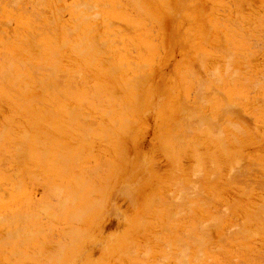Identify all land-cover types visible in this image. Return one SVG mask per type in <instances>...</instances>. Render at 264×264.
I'll list each match as a JSON object with an SVG mask.
<instances>
[{
	"label": "rangeland",
	"instance_id": "1",
	"mask_svg": "<svg viewBox=\"0 0 264 264\" xmlns=\"http://www.w3.org/2000/svg\"><path fill=\"white\" fill-rule=\"evenodd\" d=\"M134 1L105 0L106 7L103 8V4L99 9L97 8L98 10H91L88 13L91 18H97L101 14L97 19L92 18L96 25L93 32L95 41L90 46L83 44L84 50L87 48L92 51V57L86 55V50L82 56L77 57L70 49H67L69 53L61 54L57 58L48 55L51 60L47 63L52 66L55 63L61 64L70 72L74 68L78 69L80 86L78 106L73 102L68 109L62 108L60 104L47 106L42 104L35 105L33 110H14L0 100V109L3 108L0 111V132L2 129L5 130V140L10 143L15 139V150L11 147L9 150L19 156L16 159V167L8 169L5 165L1 170L0 199L4 198L5 202L13 199L14 204L1 210L0 219L3 215H9L13 209L28 210L34 216H39V219H36L38 217L36 216L35 219L23 221L25 222L23 225L30 230L32 228L33 234L29 232L28 237L26 233L21 234L25 236L24 238L23 236L15 239L14 236L7 237L8 232L16 228L15 226L11 228L8 218L4 219L8 222L0 223V264H9V262L10 264H156V261L157 264H237L239 260L244 264H261L263 261L261 257L264 258V254L255 250L264 253V0ZM69 2L71 3V0ZM63 15V22H70L68 12ZM153 20L157 22L154 24ZM109 22L112 25L108 24ZM98 24L100 29L97 28ZM218 24H222L223 27L218 28ZM96 45H100L104 52L99 53L100 48L96 49ZM132 49L136 51L133 53ZM107 50L108 54H106ZM25 51L14 55L23 58L30 53V50ZM202 55L205 58L200 57ZM198 56L202 59L201 64L195 62ZM228 57H233L232 61L228 60ZM132 62L134 66H131ZM202 62L204 66L199 68L203 65ZM195 63H199L198 69L204 68L201 73L205 78L199 73L200 70ZM139 65L142 66V70H138L141 67ZM227 65L232 69V73L226 68ZM193 67L196 69L194 70ZM190 68L194 74L188 73ZM216 68L220 77L215 73ZM236 68L241 72L233 78L232 76L236 75L234 72ZM247 68L249 71L242 73V69L247 70ZM186 70L188 71L185 74ZM143 74L146 77L144 81L135 83L138 79V82L141 81L142 77L138 75ZM209 74L212 80H205L209 78ZM246 77L249 79L247 80ZM219 79L222 80L219 81L222 85L218 83ZM232 79L234 82L231 85ZM129 81L131 84L126 88L125 85L130 83ZM254 81H258L259 84ZM253 83L256 84L255 88L252 86ZM198 89L201 93L197 94ZM195 93L196 97L199 94L200 97L203 95L204 100L201 101L203 97L201 99L199 96L195 98ZM93 94L98 97L95 99ZM115 95L119 96L118 100ZM222 96L226 98V105ZM257 98L263 100L260 102L263 103L262 108L259 103L256 104L255 100L260 101ZM188 102L199 103L198 110L194 106L196 104L192 106ZM233 102L236 107L232 105ZM125 104L129 108L125 107ZM186 106L195 108L193 117L187 112L192 109L187 110ZM226 108L230 109L229 113L225 112ZM234 108L243 112H235L238 109ZM256 109L258 111H255ZM70 110L72 111L69 112ZM202 115L206 116V120L209 118L207 122ZM184 117H188L187 120ZM84 119L87 121H82ZM130 121L134 122L130 123ZM208 121L211 126L208 125ZM84 122L86 124L90 122L89 127ZM230 123H234L237 131L233 125L229 126ZM90 127L92 129H89ZM35 131L38 134L34 133ZM23 132L31 138L28 144L33 150L29 155L23 154L22 147L18 146L24 136ZM183 133H187L183 135L186 137L179 138ZM10 134L14 135L12 139ZM45 134L49 136H46L47 139ZM35 135L44 140L36 139ZM218 137L223 139L219 140ZM80 150L83 152L82 155ZM42 152L45 154L44 158ZM21 162L24 166H18ZM237 165L240 168L234 167ZM234 168L237 170L234 171ZM3 170L7 171L3 172ZM244 172L248 175L246 173L244 175ZM15 173L19 174L16 179L13 176ZM248 180L249 182H246ZM17 181L22 183L20 190L12 189V186L14 188L18 186ZM80 186L82 191L81 188L79 189ZM56 188L61 193L56 192ZM196 189L200 190L197 192ZM26 195L30 198L29 201H26ZM204 198L207 200L205 201ZM59 201L62 202L61 205L66 203L64 208L62 207L63 210L61 206L58 209ZM46 202L50 206L46 205ZM51 205L52 209H57H49ZM40 209L43 210L44 215ZM76 210L80 213L75 212ZM50 214L54 219H46L47 216L50 218ZM69 215L73 216L69 217ZM73 218L77 221H72ZM194 222V228L196 226L203 228L211 222H218L215 227L212 225L209 229L212 242L209 243L207 239L208 248L206 245H202L206 248L201 246V249H205L203 255L206 257L202 256L204 262L201 258V249L193 248L192 241H189L192 240L189 232ZM197 222L200 226L196 225ZM218 227L223 231L217 230ZM46 228H51V234ZM65 228H69L70 232ZM38 229L40 231L46 229L48 235H54L55 238L52 239L54 236L48 235L49 238L46 237L43 230L42 234L38 235ZM62 229L67 230L70 238L64 237L67 233ZM36 230L38 231L34 233ZM237 231L243 237L238 236L237 239ZM225 232L227 238L232 235L234 238L229 237L228 241L223 235ZM221 233L227 239L226 241L224 239L223 243L229 246L222 245ZM16 234L19 237L20 233ZM71 234L74 236L71 237ZM254 236L257 239H254ZM241 238L247 242L240 241ZM65 239L68 240L64 241ZM233 239L235 241H231ZM20 241L23 242L22 246L19 245L21 248L15 247L21 244ZM3 243L7 244L4 246ZM55 243L57 246L51 247ZM46 245L48 247H45ZM189 245L191 248L188 251ZM51 249H54L53 253ZM247 249L251 254L246 252ZM14 250L17 254H13ZM18 252H21V255L18 256ZM29 252H33L35 257L27 258ZM196 252L198 255H195ZM11 255L13 258H10ZM41 255L43 259L39 260ZM196 256L202 260L198 259L197 262V259H194ZM254 258H260L262 261L256 259L255 262ZM194 261L196 262L193 263Z\"/></svg>",
	"mask_w": 264,
	"mask_h": 264
},
{
	"label": "bare ground",
	"instance_id": "2",
	"mask_svg": "<svg viewBox=\"0 0 264 264\" xmlns=\"http://www.w3.org/2000/svg\"><path fill=\"white\" fill-rule=\"evenodd\" d=\"M129 1V0H128ZM134 1V0H133ZM135 2V1H134ZM133 2V3H134ZM103 4H104V6H103ZM137 4H138V2H137ZM106 5V2H105V0L103 1V0H71V3L69 2V0H0V100L1 101H3V102H6V104H8V105H10L11 106V108H13L14 110H17V109H27V110H29V109H31V110H33V108H34V106L35 105H37V106H40V105H45V106H47V105H57V104H60L61 105V107L63 108V107H67V109H68V107H70V105H72V103L73 102H75V104L78 106L79 105V101H78V94H79V89H80V86H79V82H78V80H79V72H78V69L77 68H74L73 70H72V72H70L65 66H63V65H61V64H54L53 66L52 65H50V63H47V62H49V60H51L49 57H48V55H51L52 57H59L61 54H66V53H69L68 52V50L67 49H70L71 50V52L73 53V54H75L77 57L78 56H82V53L84 54L85 52V50H86V55L87 56H90V57H92L91 56V54H92V51L89 49V50H87V48H85V50L83 49V44H85V46H90V44L91 43H93L94 41H95V37H93V32H94V30H95V28H96V25H95V23H94V21L92 20V18H95V19H97V18H99V16L101 15H99V16H97V18L96 17H92L91 18V16H89L88 15V13L89 12H91V10H98L101 6H103V8L104 7H106L105 6ZM172 5V4H171ZM137 6V5H136ZM170 6V5H169ZM98 8V9H97ZM116 8H118V5H117V7ZM137 8V7H136ZM141 9V8H140ZM139 9V10H140ZM141 12H142V10H140ZM227 11V10H226ZM66 12H68V14L70 15V22H63V19H64V13H66ZM230 12V11H229ZM142 15H144V16H146L143 12H142ZM94 16V15H93ZM206 18V17H205ZM145 19H147V16H146V18ZM226 19V18H225ZM104 20V19H103ZM107 20H108V18H107ZM204 20V19H203ZM105 21V20H104ZM228 21H229V19H228ZM231 21V20H230ZM56 22V23H55ZM153 22H154V24H155V22H157V21H154L153 20ZM164 22V21H163ZM112 23H113V21H112ZM112 23H108V24H111L112 25ZM162 23V22H161ZM207 23V22H206ZM158 25V24H157ZM204 25V24H203ZM219 26H218V28L219 27H223L222 26V24H218ZM221 25V26H220ZM162 26H163V24H162ZM110 27V26H109ZM98 29H100V27H99V24H98V27H97ZM158 28V27H157ZM209 28H210V26H209ZM237 29L239 28V25H238V27H236ZM130 29V28H129ZM230 29V28H229ZM229 29L227 30V32H229ZM85 30V33H83V31ZM96 31H97V29H96ZM207 31V30H206ZM209 31V30H208ZM210 31H212L211 29H210ZM223 31V30H222ZM254 31V30H253ZM24 33H26V34H24ZM210 33V32H209ZM220 33H222V32H220ZM206 34V33H205ZM246 34V33H245ZM115 35V34H114ZM133 35V34H132ZM164 35V34H163ZM235 35V34H234ZM257 35V34H256ZM260 35H262V34H260ZM86 36H90V37H86ZM144 36V35H143ZM142 36V37H143ZM167 36V35H166ZM251 36V35H250ZM86 37V38H85ZM110 37V36H109ZM111 37H112V35H111ZM164 37V36H163ZM256 37V36H255ZM209 39V38H208ZM208 39H206L207 40V42H208ZM135 40V39H134ZM144 40V39H143ZM147 41H148V39H146ZM152 40V39H151ZM98 41H99V38H98ZM116 42V41H115ZM118 42V41H117ZM135 42V41H134ZM222 42V41H221ZM225 41H223V43H224ZM264 42V41H263ZM262 42V43H263ZM104 43V42H103ZM204 43V42H203ZM115 44H117V43H115ZM97 45H98V43H97ZM96 45V46H97ZM113 45V44H112ZM111 45V46H112ZM118 45H120V42L118 43ZM164 45V44H163ZM220 45H222V44H220ZM220 45H219V47H220ZM224 45H225V43H224ZM230 45V43L228 44V46ZM94 46V44L92 45V47ZM95 46V47H96ZM100 46V45H99ZM99 46H97V48L96 49H98V48H100L99 50H98V52L100 53L101 51L102 52H104L103 51V48L102 47H99ZM148 48L150 49V44H148ZM141 47V46H140ZM91 48V47H90ZM94 48V47H93ZM166 48V47H165ZM164 48V49H165ZM217 48V47H216ZM92 49V48H91ZM102 49V50H101ZM252 49V48H251ZM25 50H30V53L29 54H27V55H25L23 58H17V56L19 55V54H22ZM119 50V49H118ZM121 50V49H120ZM135 50V49H134ZM140 50H141V48H140ZM95 51H97V50H95ZM132 51H133V49H132ZM136 51V50H135ZM135 51H133V53L135 52ZM142 51V50H141ZM156 51V50H155ZM26 52V51H25ZM101 52V53H102ZM107 53L106 54H108V50L106 51ZM88 53V54H87ZM110 53V52H109ZM14 54H18L17 56H15ZM95 54H98V53H95ZM101 55V54H100ZM201 55V54H200ZM112 56V55H111ZM85 57V55H83V58ZM129 57V56H128ZM200 57H203V58H205L203 55L202 56H200ZM199 56L196 58V60H195V62H200V64H201V61H202V59L200 58ZM243 56H241V58H242ZM110 58V57H109ZM227 58V57H226ZM229 58V57H228ZM240 58V59H241ZM135 59V58H134ZM231 59H233V57L231 58H229L228 60H230V61H232ZM243 59V58H242ZM246 59V58H245ZM244 59V60H245ZM100 60H101V57H100ZM226 60V59H225ZM228 60H227V63H229L230 65H231V63H230V61L228 62ZM92 62H94V60L92 61ZM99 62H101V61H99ZM102 63H103V61H102ZM101 63V64H102ZM203 63V65H200L199 66V68L202 66H204V62H202ZM133 64V65H132ZM132 64H131V66H134V62H132ZM195 64H197V69H198V64L199 63H195ZM228 64V65H229ZM246 64H247V62H246ZM225 65H226V62H225ZM228 65H227V67L226 68H229L230 67V65H229V67H228ZM108 66H110V65H108ZM141 65H139V67H140ZM101 67V66H100ZM136 67V66H135ZM217 67V66H216ZM246 67H247V65H246ZM142 68V66L138 69V70H140ZM194 68V70L196 69L195 67H193ZM210 68V67H209ZM70 69V68H69ZM72 69V68H71ZM123 69H124V67H123ZM134 69V68H133ZM136 69V68H135ZM191 69L192 68H190V69H188V70H190L188 73H190L191 72V74H194V72H192L191 71ZM203 70H204V68H202ZM202 69H198V70H200L199 71V73L200 74H202V77L204 76V74L203 73H201V71H202ZM206 69V68H205ZM230 69V68H229ZM249 68H247V70L246 69H242L243 71H242V73H246L247 71H249L248 70ZM251 69H254V68H251ZM250 69V70H251ZM80 70V69H79ZM116 70V69H115ZM137 70V71H138ZM142 70V69H141ZM188 70H186L185 71V74H186V72L188 71ZM218 69L216 68V70H215V73L217 74V76H218V71H217ZM228 69H226V71H227ZM245 70V71H244ZM119 71V70H118ZM224 71H225V68H224ZM230 71H231V73H232V69H230ZM229 71V72H230ZM255 70H253V72H254ZM117 72V71H116ZM206 72H209L210 73V71H206ZM212 72V71H211ZM228 72V71H227ZM234 72H235V76H232L233 78L234 77H236V76H238L237 74L238 73H240L241 72V70H238L237 68L234 70ZM234 72H233V74H234ZM237 72V73H236ZM197 74V75H200V74ZM213 73H214V70H213ZM249 73V72H248ZM196 74L194 75L195 77H196ZM253 74V73H252ZM257 75H258V73H256ZM208 75V74H207ZM223 75H224V73H223ZM226 75V74H225ZM227 75H228V73H227ZM247 75V74H246ZM87 76V75H86ZM138 76H140V80L141 81H139L138 82V80H136L135 81V83H140V82H143L144 80L143 79H145L146 77H145V75L143 74V75H138ZM137 76V77H138ZM201 76H199V78H200ZM209 78H207V79H205V80H209L210 79V74H209V76H208ZM213 77H214V74H213ZM218 77H220V76H218ZM232 77H230V79L232 78ZM241 77H243V76H241ZM240 77V78H241ZM259 78L261 77V76H258ZM257 77V78H258ZM87 78H89L88 76H87ZM204 78H205V76H204ZM216 78V77H215ZM224 78H226V77H224ZM263 78V77H262ZM261 78V79H262ZM90 79V78H89ZM192 79H194V78H192ZM191 79V80H192ZM214 79V78H213ZM229 79V80H230ZM246 79H247V77H246ZM249 79V78H248ZM247 79V80H248ZM143 80V81H142ZM210 80H212V79H210ZM221 79H219L218 80V83L220 84L221 82H222V80H221V82H219ZM233 80V79H232ZM148 81V80H147ZM202 81V80H201ZM244 81H245V78H244ZM263 81H264V78H263ZM262 81V82H263ZM130 82V81H129ZM204 82V81H203ZM217 82V79H216V81H215V83ZM232 83H231V85L233 84V82H234V80L233 81H231ZM249 82V81H248ZM251 82V81H250ZM256 84H259V82L258 81H254ZM135 83H134V85H135ZM206 83V82H205ZM209 83V82H208ZM207 83V84H208ZM214 83V84H215ZM246 83V82H245ZM261 83V82H260ZM131 84V82L130 83H127L126 85H125V87L126 88H128L129 87V85ZM143 84H145V83H143ZM197 84H198V82H197ZM200 84V83H199ZM247 84V83H246ZM256 84H254L253 83V87L255 88V85ZM263 84V83H262ZM137 85V84H136ZM204 85V84H203ZM220 85H222V83L220 84ZM138 86V85H137ZM140 86V85H139ZM143 86V85H142ZM211 86V85H210ZM263 86V85H262ZM132 87V86H131ZM134 87V86H133ZM201 87V86H200ZM199 87V88H200ZM211 87H213V86H211ZM138 89V87H135V89ZM197 88V87H196ZM214 89V88H213ZM213 89H211V90H213ZM37 90L39 91V92H37ZM184 90V89H183ZM200 90H201V88H200ZM256 90V89H255ZM85 91H86V89H85ZM198 91V92H197ZM196 92H197V94L198 93H201V91H199V89L197 90ZM214 91V90H213ZM212 91V92H213ZM87 92V91H86ZM94 92H97V91H94ZM218 91L215 89V93H217ZM110 93H112V91L110 92ZM151 93V92H150ZM118 94V93H117ZM137 94V93H136ZM93 95H95V94H93ZM151 95V94H150ZM205 95V94H204ZM220 95H222V94H220ZM49 96H52V97H49ZM200 97L201 95L199 94V95H197V97ZM207 96V95H206ZM95 97H98V95H95L94 96V98ZM115 97H117V100L119 99V96H116L115 95ZM121 97H122V95H121ZM137 97H138V94H137ZM151 97V96H150ZM196 97V93H195V98H197ZM202 97H203V99H202ZM202 97H200L202 100L201 101H203L204 100V96L202 95ZM182 98V97H181ZM207 98V97H206ZM96 99V98H95ZM226 98L224 97V96H222V100H224L223 102H225L224 104L226 105L227 103H226V100H225ZM237 99V98H236ZM258 99V98H257ZM139 100V98L136 100V102ZM142 100V99H141ZM198 100V99H197ZM239 100V99H238ZM245 101H246V99H244ZM252 100V99H251ZM258 100H260V101H258L257 102V100H255V102H256V104L257 103H259V105L261 106V104H263V103H261L260 104V102L261 101H263V100H261L260 98L258 99ZM180 101V100H179ZM245 101H243V102H245ZM117 102H119V101H117ZM134 103V105H136L137 103ZM185 102H187L186 100H185ZM184 102V103H185ZM197 102V101H196ZM247 102V101H246ZM255 102H254V104H255ZM99 103H101V101L99 102ZM189 103V102H188ZM98 104V103H97ZM194 105V104H196V103H193L192 104V102L191 103H189V105ZM199 103H197L196 105H198ZM235 103L233 102L232 103V105L233 106H235L234 105ZM196 105H194L195 106V108H197V107H199V105L198 106H196ZM230 105V104H229ZM1 106V105H0ZM106 106V105H105ZM237 106V105H236ZM235 106V107H236ZM264 106V105H263ZM263 106H261L260 108H262ZM125 107H128L129 108V106L127 105V104H125ZM224 107H227V106H224ZM74 108H75V106H74ZM115 108L116 109H119V108H117L116 106H115ZM124 108V107H123ZM127 108V109H128ZM136 108V107H135ZM187 108V106L185 107V109ZM189 109H192L193 107H188ZM188 108H187V110H188ZM194 108V109H195ZM3 109V108H2ZM2 109H0V111H2ZM110 109V108H109ZM194 109H192L191 111H187L188 112V114L190 113L191 114V116L193 115L194 116ZM230 109H231V106H230ZM229 108H226V110H225V112H228V110H230ZM235 110L236 109H238V108H234ZM240 109H242V108H240ZM258 109V108H257ZM255 110V111H258V110ZM79 110V109H78ZM111 110V109H110ZM109 110V111H110ZM125 110V109H124ZM196 110H198V108L196 109ZM221 110V109H220ZM72 110H70L69 112H71ZM129 111V110H128ZM136 111V110H135ZM241 112L242 110H240L239 111V109L238 110H236L235 112ZM24 112V111H23ZM31 112V111H30ZM30 112H28L29 114H30ZM130 112V111H129ZM194 112V113H193ZM222 112V111H221ZM231 112V111H230ZM234 112V111H233ZM243 112V111H242ZM73 113V112H72ZM71 113V114H72ZM112 113V112H111ZM193 113V114H192ZM224 113V112H223ZM229 113V112H228ZM227 113V114H228ZM257 113V112H256ZM1 114V113H0ZM25 114V113H24ZM108 114H109V112H108ZM222 114V113H221ZM226 114V113H225ZM226 114V115H227ZM28 115V114H27ZM228 115H230V114H228ZM73 116V115H72ZM87 116V115H86ZM106 116V115H105ZM115 116V115H114ZM192 116V117H193ZM195 116H196V114H195ZM219 116V115H218ZM80 117V116H79ZM113 117V116H112ZM116 117H118V116H116ZM202 117H205V119L204 120H206V116H203L202 115ZM202 117H200L199 116V118H201L202 119V121H204L203 120V118ZM74 117H72V119H73ZM179 118V117H178ZM184 118H186V117H184ZM188 118V117H187ZM187 118L185 119V120H187ZM222 118V117H221ZM75 119V118H74ZM97 119V118H96ZM116 119V118H115ZM120 119V118H119ZM192 119V118H191ZM190 119V120H191ZM209 119V118H208ZM207 119V120H208ZM79 121H81L80 119H78ZM99 120V119H98ZM105 120V119H104ZM118 120V119H117ZM126 120L127 119H125L124 121L126 122ZM192 120H194V119H192ZM207 120L205 121V122H207ZM219 120V119H218ZM82 121H87V119L85 120H82ZM198 121V120H197ZM196 121V122H197ZM201 121V122H202ZM212 121V120H211ZM220 121H222V120H220ZM226 121V120H225ZM243 121V120H242ZM104 122V121H103ZM125 122H123V123H125ZM134 121H130V123H133ZM179 122V121H178ZM189 122H191V121H189ZM194 122V121H193ZM228 122H230V121H228ZM82 123V122H81ZM85 124H86V122H84ZM88 124H90V122H87ZM95 123V122H94ZM130 123H128L129 125H131ZM195 123V122H194ZM209 121H208V125H209ZM218 123V122H217ZM226 123V122H225ZM224 123V124H225ZM83 124V123H82ZM88 124H86L87 126H88ZM198 124H199V122H198ZM197 124V125H198ZM207 124V123H206ZM211 124V123H210ZM228 124V123H227ZM85 125V126H86ZM95 125V124H94ZM93 125V126H94ZM114 125H116L115 123H114ZM135 125H136V123H135ZM172 125V124H171ZM170 125V126H171ZM184 125V124H183ZM192 125H193V123H192ZM204 125V124H203ZM212 125V124H211ZM211 125H209V126H211ZM214 125V124H213ZM223 125V124H222ZM221 125V126H222ZM233 125V127H234V129L237 131V129L235 128V126H234V123H230V125L229 126H232ZM238 124H236V126H237ZM244 125H245V123H244ZM84 125H82V127H83ZM84 126V127H85ZM86 126V127H87ZM177 126V125H176ZM187 126H190V125H187ZM240 126V125H239ZM24 127V126H23ZM89 127V126H88ZM125 126H123V128H124ZM184 127V129H185V126H183ZM198 127V126H197ZM208 127V126H207ZM214 127V126H213ZM7 128V127H6ZM10 128V127H9ZM13 128V127H12ZM15 128V127H14ZM177 128H178V126H177ZM189 128V127H188ZM193 128V127H192ZM209 128V127H208ZM232 127H230V129H231ZM238 128V127H237ZM32 129V128H31ZM89 129H92L91 127L89 128ZM109 129V128H108ZM120 129H121V127H120ZM173 129V128H172ZM211 129V128H210ZM242 129V131H243V128H241ZM83 131H85L84 129H82ZM118 130H119V128H118ZM191 129H189V131H190ZM209 130V129H208ZM81 131V130H80ZM83 131H81V132H83ZM87 131V130H86ZM90 131V130H89ZM106 131V130H105ZM114 131V130H113ZM212 131V130H211ZM214 131V130H213ZM221 131V130H220ZM4 132H5V130H3L2 129V131L0 132V174H1V170L3 169V167L6 165V167L9 169L10 167H16V165H17V160L16 159H18L17 157H19V156H17L16 154H14L12 151H10L9 150V147H11L12 148V150H15V148H16V146H15V139L10 143L9 141H6L5 140V134H4ZM25 133H26V131H24ZM22 133L24 136H22V141L19 143V141H18V146H19V148L20 147H22V149L21 150H23V154H31V152H32V150H33V147L32 146H30L28 143L30 142V140H31V138L29 137V135L28 136H26L27 134H25V133ZM88 132V131H87ZM127 132V131H126ZM125 132V133H126ZM183 132H185V131H183ZM223 132V131H222ZM235 132V131H234ZM19 133V132H18ZM28 133H30V132H28ZM34 133H37L36 131L34 132ZM84 133V132H83ZM108 133V132H107ZM212 133V132H211ZM238 133H239V131H238ZM38 134V133H37ZM40 134V133H39ZM86 134V133H85ZM89 134V133H88ZM106 134V133H105ZM109 134V133H108ZM187 133H183L182 135L180 134L179 135V138H180V136H182V137H186V136H183V135H186ZM244 134H245V132H244ZM11 135V134H10ZM44 135V134H43ZM112 135V134H111ZM114 135V134H113ZM165 135V134H164ZM190 135H192V134H190ZM213 135V134H212ZM36 136V135H35ZM46 136H48V134H45V137ZM105 136V139H106V135H104ZM244 136V135H243ZM14 137V135H11L10 136V139H12ZM49 137V136H48ZM48 137H46V139L48 138ZM110 137V136H109ZM178 137V136H177ZM187 137H189V136H187ZM217 137V136H216ZM230 137V136H229ZM108 138V137H107ZM112 138V137H111ZM114 138H115V136H114ZM215 138V137H214ZM213 138V139H214ZM36 139H38V140H44V139H41L40 137L38 138L37 136H36ZM105 139H104V141H105ZM174 139H176V138H174ZM217 139H219V137L217 138ZM221 139H223V138H221ZM221 139H219V140H221ZM218 141V140H217ZM177 142H179V141H177ZM181 142V141H180ZM36 143H37V141H36ZM38 143H40V142H38ZM116 143V142H115ZM223 144H224V142H223ZM11 145V146H10ZM178 146V145H177ZM184 146V145H183ZM176 147V146H175ZM223 147V146H222ZM38 148V147H37ZM40 148V147H39ZM182 149V148H181ZM220 149H222V148H220ZM17 151V150H16ZM83 151V150H82ZM201 151V150H200ZM9 152V153H8ZM80 152H81V150H80ZM79 152V153H80ZM43 154H42V156H43V158L45 157V154H44V152H42ZM225 153H226V151H225ZM83 154V152H81V154L80 155H82ZM77 156V155H76ZM234 156H236V154L234 155ZM64 157V156H63ZM78 157V156H77ZM66 158V157H65ZM259 158H260V156H259ZM20 159V158H19ZM64 159V158H63ZM75 159V158H74ZM258 159V158H257ZM69 160V159H68ZM256 160V159H255ZM255 160H253V161H255ZM75 161V160H74ZM103 161H105V160H103ZM63 162H64V160H63ZM62 162V163H63ZM67 162V161H66ZM65 162V163H66ZM69 162V161H68ZM77 162V161H76ZM75 162V163H76ZM254 163V162H253ZM20 163H18V166H21V165H23L22 164V162H21V164L19 165ZM30 164V163H29ZM33 165V164H32ZM31 165V167H33ZM64 165V164H63ZM77 165V164H76ZM101 165H102V163H101ZM249 164H247V166H248ZM253 165V164H252ZM258 165V164H257ZM257 165H256V167H257ZM24 166V165H23ZM22 166V167H23ZM247 166H245V167H247ZM251 166V165H250ZM249 166V167H250ZM38 167V166H37ZM103 167V166H102ZM101 167V168H102ZM234 167H238V165L237 166H234ZM253 167V166H252ZM255 167V168H256ZM66 168V167H65ZM238 168H240V167H238ZM252 169V168H251ZM235 170H237V169H235L234 168V171ZM4 171H7V170H3V172ZM13 171V170H12ZM27 171V170H26ZM252 171V170H251ZM14 172H15V170H14ZM17 172H18V169H17ZM86 172V171H85ZM238 172V171H237ZM247 172V171H246ZM246 172H244V175H245V173ZM6 173V172H5ZM25 173V172H24ZM27 173L29 174V175H32V174H30L28 171H27ZM77 173V172H76ZM87 173H88V171H87ZM96 173V172H95ZM114 173V172H113ZM117 173V172H116ZM198 173V172H197ZM233 173V172H232ZM195 174V173H194ZM247 174V173H246ZM249 174H250V172H249ZM253 174V173H252ZM19 175V174H18ZM18 175H17V173H15L13 176H14V178L17 176L18 177ZM35 175V174H34ZM34 175L32 176V177H34ZM80 175V174H79ZM201 175H202V173H201ZM216 175V174H215ZM234 175H235V173H234ZM248 175V174H247ZM259 175H261V174H259ZM258 175V176H259ZM214 176V175H213ZM243 176V175H242ZM250 176H251V174H250ZM30 177V176H29ZM203 177V176H202ZM75 178H76V176H75ZM90 178V177H89ZM199 178H201V177H199ZM234 179H236L235 177H233ZM240 178V177H239ZM241 178H243V177H241ZM261 178V177H260ZM16 179V178H15ZM78 179H79V176H78ZM227 179V178H226ZM238 180V179H237ZM88 181V180H87ZM183 181V180H182ZM192 181H193V178H192ZM212 181V180H211ZM242 181V180H241ZM260 181V180H259ZM85 182H86V180H85ZM89 182V181H88ZM195 182V181H194ZM245 182V181H244ZM244 182H242V183H244ZM246 182H249V180L248 181H246ZM253 182V181H252ZM251 182V183H252ZM255 182V181H254ZM253 182V183H254ZM261 182V181H260ZM197 183V182H196ZM231 183V182H230ZM233 183V182H232ZM17 184H18V186L16 187L15 186V188L12 186V189H16V190H20L21 189V182L19 181H17ZM16 184V185H17ZM81 184V183H80ZM195 184V183H194ZM193 184V185H194ZM201 184V183H200ZM239 184H240V182H239ZM260 184H262V183H260ZM58 185V184H57ZM56 185V186H57ZM60 185V184H59ZM71 185V184H70ZM86 185V184H85ZM197 185V184H196ZM224 185V184H223ZM248 185V184H247ZM244 186V185H243ZM263 186V185H262ZM19 187V188H18ZM59 187V186H58ZM83 187V186H82ZM194 187V186H193ZM200 187H201V185H200ZM257 187H258V185H257ZM74 188V187H73ZM81 188V186L79 187V189ZM197 188V187H196ZM246 188V187H245ZM249 188V187H248ZM261 188V187H260ZM105 189V188H104ZM264 189V188H263ZM197 190V192L200 190H198V189H196ZM257 190V189H256ZM5 191V190H4ZM59 191V193H61L60 192V190L58 189V188H56V192H58ZM62 191V190H61ZM81 191H82V188H81ZM195 191V190H194ZM79 192H80V190H79ZM193 192V191H192ZM196 192V193H197ZM203 192H204V190H203ZM202 192V193H203ZM73 193V192H72ZM75 193H77V192H75ZM88 193V192H87ZM67 194V193H66ZM69 194H70V192H69ZM8 195V194H7ZM57 195H59V194H57ZM187 195V194H186ZM52 196H55V195H52ZM62 196V195H61ZM193 196V195H192ZM195 196V195H194ZM193 196V197H194ZM5 198L7 197V196H4ZM65 197H66V195H65ZM197 197V196H196ZM205 197V196H204ZM55 198H57V196H55ZM54 198V199H55ZM67 198V197H66ZM86 198V197H85ZM95 198V197H94ZM97 198V197H96ZM199 198V197H198ZM207 198V197H206ZM29 197H28V195H26V201L28 200L29 201ZM68 199V198H67ZM191 199H193V198H191ZM202 199V198H201ZM205 199V198H204ZM208 199V198H207ZM207 199H205V201L207 200ZM11 200V201H10ZM53 200V199H52ZM57 200H59V198L57 199ZM76 200V199H75ZM106 199H104V201H105ZM210 200V199H209ZM234 200H236V199H234ZM9 201L10 202H5V200H4V198H2V199H0V212H1V210L4 208V207H8V206H10V205H13L14 204V200L13 199H9ZM61 201V200H60ZM59 201V202H60ZM91 201V200H90ZM212 201V200H211ZM15 202H16V204H17V201L15 200ZM57 202V201H56ZM69 202V201H68ZM67 202V203H68ZM208 202V201H207ZM63 203H64V201H63ZM73 203H74V201H73ZM197 203H199L200 204V202H197ZM264 203V202H263ZM57 204H59V206H58V209L60 208V206H61V208L63 207L64 208V205L66 204H64V205H61L62 204V202H60V203H57ZM213 204H215V203H213ZM39 205V204H38ZM46 205H48L47 204V202H46ZM53 205V204H52ZM52 205H51V207H49V209L51 208L52 209ZM54 205H56V203L54 204ZM71 205H73L72 203H71ZM143 205V204H142ZM37 206V205H36ZM48 206H50V205H48ZM97 206V205H96ZM206 206V205H205ZM216 206V205H215ZM218 206V205H217ZM220 206V205H219ZM41 207V206H40ZM47 207V206H46ZM170 207V206H169ZM197 207V206H196ZM258 207V206H257ZM45 208V207H44ZM44 208H43V210H44ZM63 208H62V210H63ZM83 208V207H82ZM85 208H86V206H85ZM88 208H90V207H88ZM210 208V207H209ZM262 208V207H261ZM47 209H48V207H47ZM55 208H53L52 210H54ZM57 209V208H56ZM55 209V210H56ZM80 209V208H79ZM87 209V208H86ZM204 209V208H203ZM212 209V208H211ZM259 209V208H258ZM39 210V209H38ZM41 210V209H40ZM43 210H41L42 211V213H43ZM81 210V209H80ZM83 210H85V209H83ZM169 210V209H168ZM48 211V210H47ZM58 211V210H57ZM60 211V210H59ZM78 210H76L75 212H77ZM172 211V210H171ZM204 211V210H203ZM218 211V210H217ZM260 211V210H259ZM39 213H41L40 211H38ZM81 212H83V211H81ZM181 212V211H180ZM227 212V211H226ZM46 213V212H45ZM60 213V212H59ZM71 214H72V212H70ZM69 213V214H70ZM78 213H80L79 211H78ZM189 213V212H188ZM52 214V213H51ZM51 214L49 215V217L51 216ZM86 214V213H85ZM184 214H185V212H184ZM229 214V213H228ZM255 214V213H254ZM43 215H44V213H43ZM74 216H75V214H73ZM73 215H69V217H72ZM82 215V214H81ZM182 215V214H181ZM215 215H216V213H215ZM230 215V214H229ZM258 215V214H257ZM1 216V215H0ZM4 216V217H3ZM2 216V218L0 219V223H5V222H8V220H9V222H8V224L10 223V226H11V228L13 227V226H15L16 228L13 230V231H10V232H8V234L10 235H7V237H9V238H13V236H14V239L15 238H21L25 233H26V237H28V234H29V232H31V235H33L32 234V228H31V230L27 227V226H25V225H23V223H25V222H23V221H29L30 219H35L36 218V216H38V215H33V213L32 212H30V211H28V210H26V211H23L22 209H20V210H17V209H13L11 212H10V214L9 215H3ZM6 216V217H5ZM46 216V215H45ZM45 216H43V219L45 218ZM176 216V215H175ZM187 216V215H186ZM55 217V216H54ZM77 217V216H76ZM84 217V216H83ZM198 217V216H197ZM214 217H216V216H214ZM228 217V216H227ZM232 217V216H231ZM254 217H256L255 215H254ZM6 218H8V220L6 221V220H4V219H6ZM223 218V217H222ZM226 218V217H225ZM264 218V217H263ZM36 219H39V216L36 218ZM46 219H54V218H48V216L46 217ZM76 218H73V220L72 221H77V220H75ZM157 219V218H156ZM171 219V218H170ZM175 219V218H174ZM210 219H213V218H210ZM233 219H234V217H233ZM248 219V218H247ZM257 219V218H256ZM258 220H259V217H258ZM261 220V219H260ZM264 220V219H263ZM3 221V222H2ZM212 221V220H211ZM196 222V221H195ZM195 222L193 223L194 225H193V228L192 227H190L191 229V231L189 232V234H191L192 235V240H189V241H192V246H193V248H198V249H201V246L202 245H206V247L208 246L207 245V243H208V241H207V239L209 240V243H211L212 241H211V235H210V232H209V229H210V227L212 226V225H214L213 227H215L216 226V223H218V222H209L210 224L209 225H206L205 226V224L203 225V226H205V227H203V228H200V227H197L196 226V228H194V226H195ZM223 223V222H222ZM237 223V222H236ZM238 223H239V221H238ZM76 225H77V223H75ZM201 224H202V222H201ZM208 224V223H207ZM243 224V223H242ZM39 225V224H38ZM37 225V226H38ZM196 225H199L198 224V222H197V224ZM239 225V224H238ZM259 225V224H258ZM200 226V225H199ZM219 226V225H218ZM235 226V225H234ZM241 226V225H240ZM141 227V226H140ZM233 227V226H232ZM245 228V227H244ZM47 229V228H46ZM46 229H45V231H46ZM65 229H68V231H69V228H65ZM64 229V230H65ZM72 229V228H71ZM75 229V228H74ZM187 229V228H186ZM214 229V228H213ZM218 229H220L219 227L217 228V230ZM232 229V228H231ZM230 229V230H231ZM239 229H240V227H239ZM39 231H40V229H38ZM38 230H36L34 233H36ZM42 230H43V234L45 233V236L46 237H48V236H52V235H48V232L47 231H49L50 232V230H51V228L50 229H47V233L44 231V229H41V231L39 232H37V234L39 235V233H41L42 232ZM61 230V229H60ZM63 230V229H62ZM63 230V231H64ZM168 230V229H167ZM220 230H222V229H220ZM236 230H237V228H236ZM243 230V229H242ZM247 230V229H246ZM66 231V233H67V230H65ZM165 231V230H164ZM223 231V230H222ZM225 231V230H224ZM227 231H229V230H227ZM249 231V230H248ZM70 232V231H69ZM72 232V231H71ZM169 232V231H168ZM216 232V231H215ZM218 232V231H217ZM238 232L239 231H237L236 233L238 234ZM247 232V231H246ZM250 232H252V231H250ZM12 233H14V235L12 234ZM15 233H20V235H19V237H17V234L15 235ZM235 233V234H236ZM243 233H244V231H243ZM6 234H7V232H6ZM12 234V235H11ZM21 234H23V235H21ZM37 234H36V236L35 237H37ZM42 234V233H41ZM50 234H51V232H50ZM76 234V233H75ZM183 234V233H182ZM188 234V235H189ZM223 233H221V235H222ZM227 234H228V232H227ZM236 234V236H237V239H238V236L240 237H243V235L240 233V234H238L237 235ZM247 234V233H246ZM251 234H253V232L251 233ZM250 234V235H251ZM256 234V233H255ZM48 235V236H47ZM61 235V234H60ZM70 235V234H69ZM72 236L71 237H73L74 235L73 234H71ZM174 235V234H173ZM187 235V236H188ZM223 235H225L226 236V232H225V234H223ZM223 235L221 236V237H223ZM249 235V236H250ZM254 235V234H253ZM258 235V234H257ZM29 236H30V234H29ZM54 236V235H53ZM52 236V237H53ZM57 236V235H56ZM77 236V235H76ZM233 236V237H232ZM232 236H229L230 237V239H232V238H234V235H232ZM247 237H249L248 235H246ZM25 236H23L22 238H24ZM62 237V236H61ZM61 237H60V239H61ZM64 237H66V238H70V236L68 237V233H67V235L66 236H64ZM63 237V238H64ZM228 237V238H229ZM232 237V238H231ZM252 237V236H251ZM255 237V236H254ZM253 237V238H254ZM49 238V237H48ZM55 238V236L52 238V239H54ZM56 238H58V237H56ZM62 238V239H63ZM75 238V237H74ZM188 238V237H187ZM191 238V237H190ZM226 238H227V236H226ZM227 238V239H228ZM245 238V237H244ZM224 239H225V237H223V239H222V245L224 246V245H227V246H229V244H224L223 243V241H224ZM227 239H225V241L227 240ZM230 239H228V241L230 240ZM243 238H241V240L240 241H243V242H247V241H244V240H242ZM248 239V238H247ZM254 239H257V237H255ZM261 239V238H260ZM2 240H4V239H2ZM1 240V241H2ZM10 240V239H9ZM13 240V239H12ZM27 240V238L26 239H24V242ZM31 240V239H30ZM66 240H68V239H65L64 241H66ZM159 240V239H158ZM250 240V239H249ZM248 240V241H249ZM49 241V240H48ZM54 241V240H53ZM58 241H60V240H58ZM70 241V240H69ZM211 241V242H210ZM231 241H235L234 239L233 240H231ZM239 241V240H238ZM41 242V241H40ZM50 243H52L51 242V240L49 241ZM56 242V241H55ZM128 242V241H127ZM181 242V241H180ZM20 243L21 244H17L15 247H20L19 245H23L22 243V241H20ZM31 243V242H30ZM42 243V242H41ZM45 244H46V242H44ZM48 243V242H47ZM61 243V242H60ZM59 243V244H60ZM149 243V242H148ZM226 243V242H225ZM235 243V242H234ZM233 243V244H234ZM236 243H238L237 241H236ZM7 244V243H6ZM6 244H4L3 243V245L5 246ZM9 244V243H8ZM44 244V245H45ZM147 244V243H146ZM178 244V243H177ZM183 244H184V242H183ZM187 244H191V243H187ZM186 244V245H187ZM213 244V243H212ZM217 244V243H216ZM218 244H221V243H218ZM256 244V243H255ZM11 245V244H10ZM43 245V246H44ZM48 245V244H47ZM45 246V247H48V246ZM133 245V244H132ZM231 245V244H230ZM257 245V244H256ZM261 245V244H260ZM41 246H42V244H41ZM40 246V247H41ZM56 247L57 245H56V243L55 244H53V245H51V247ZM169 246V245H168ZM179 246H180V244H179ZM191 245H189L188 246V251H189V249L191 248L190 247ZM198 246H200V248L198 247ZM226 246V247H227ZM50 247V248H51ZM129 247H132V246H129ZM149 247V246H148ZM184 247V246H183ZM183 247H181V248H183ZM203 248H206L205 246H202ZM213 247H214V244H213ZM213 247H209V248H213ZM261 247H263V246H261ZM21 248V247H20ZM33 248V247H32ZM37 248V247H36ZM50 248H48L49 249V251H50ZM184 248H186V247H184ZM203 248L201 249V251H202V255H201V258L203 259V257L202 256H205V255H203V251L205 250H203ZM208 248V247H207ZM216 248V247H215ZM214 248V249H215ZM243 248V247H242ZM246 248V247H245ZM248 248V247H247ZM35 249V248H34ZM38 249V248H37ZM135 249V248H134ZM169 249V248H168ZM197 249V251H199ZM218 249V248H217ZM234 249V248H233ZM249 249V248H248ZM248 249L246 250V252H248ZM257 249H258V247H257ZM264 249V248H263ZM52 250V253H53V250L54 249H51ZM171 250V249H170ZM209 250V249H208ZM238 250H239V247H238ZM240 250H241V248H240ZM245 249L243 248L242 249V251H244ZM38 251V250H37ZM219 251H223V250H219ZM235 251V250H234ZM255 251H257V252H259L260 254L262 253V254H264L263 252H260L259 250H255ZM264 251V250H263ZM181 252H182V249H181ZM200 252V251H199ZM211 252H213V251H211ZM215 252V251H214ZM217 252V251H216ZM223 252H225V251H223ZM241 252V251H240ZM239 252V253H240ZM256 252V253H257ZM4 253H7V252H5L4 251ZM16 253V250H14V252H13V254H15ZM21 253V252H20ZM19 252H18V256H19V254H20ZM33 253V252H32ZM31 252H29L28 254H27V258H28V256L30 257H35L33 254H32ZM54 253H55V251H54ZM133 253V252H132ZM186 253V252H185ZM236 253H237V251H236ZM249 253V252H248ZM259 253H257V254H259ZM17 254V253H16ZM29 254H31V255H29ZM36 254V253H35ZM38 254V253H37ZM201 254V253H200ZM249 254H251V253H249ZM252 254H253V252H252ZM21 255V254H20ZM49 255H51L50 253H49ZM169 255V254H168ZM171 255V254H170ZM189 256L191 255L190 253L188 254ZM195 255H198V253L196 252V254ZM14 256H17V255H14ZM42 256L43 255H41V258L39 257V256H37V257H39V260L41 259H43L42 258ZM178 256V255H177ZM232 256V255H231ZM23 256H21V258H22ZM36 257V258H37ZM200 257V256H199ZM206 257V256H205ZM10 258H13V255H11V257ZM199 259V258H197V256H196V258L194 257V259H197L196 261L197 262H199V260H202V259ZM18 259H20V257L18 258ZM26 259V258H25ZM24 259V260H25ZM193 259V260H194ZM199 259V260H198ZM256 259H258V261L260 260V261H262V262H264V258H262L261 257V259L260 258H256ZM255 258H254V260H255V262L257 261ZM47 260V259H46ZM183 260V259H182ZM251 260V259H250ZM1 261V260H0ZM196 261H194L193 263H195ZM203 262H204V259L202 260ZM252 261V260H251ZM186 262V261H185ZM234 262V261H233ZM236 262V261H235ZM249 262V261H248ZM262 262H261V264H262ZM44 263H45V261H44ZM183 263V262H182ZM244 264V262H240V260H239V263L237 262V264ZM246 263V262H245ZM258 263H260V262H258ZM9 264H10V262H9ZM45 264H47V263H45ZM49 264V263H48ZM156 264H157V261H156ZM187 264V263H186ZM198 264H200V263H198ZM214 264V263H213ZM264 264V263H263Z\"/></svg>",
	"mask_w": 264,
	"mask_h": 264
}]
</instances>
